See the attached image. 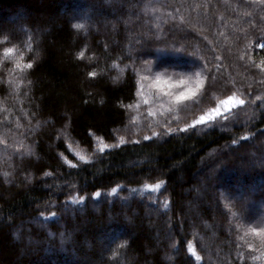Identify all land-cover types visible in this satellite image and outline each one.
<instances>
[{
    "label": "trees",
    "instance_id": "obj_1",
    "mask_svg": "<svg viewBox=\"0 0 264 264\" xmlns=\"http://www.w3.org/2000/svg\"><path fill=\"white\" fill-rule=\"evenodd\" d=\"M261 45L264 0H0V264H264Z\"/></svg>",
    "mask_w": 264,
    "mask_h": 264
},
{
    "label": "rangeland",
    "instance_id": "obj_2",
    "mask_svg": "<svg viewBox=\"0 0 264 264\" xmlns=\"http://www.w3.org/2000/svg\"><path fill=\"white\" fill-rule=\"evenodd\" d=\"M24 18V17H23ZM18 19H20V18H15L13 21L11 20V22H16V21H18ZM134 41V40H133ZM155 102H156V99H155ZM238 103V101L237 100H235V99H229V100H226V102L224 101L222 104H220L219 106H217V108L215 109V111H214V113H223L224 111H226V110H228L229 108L231 109L232 107H234L236 104ZM159 106H165L164 104H160ZM158 106V107H159ZM166 108V107H165ZM226 108V109H225ZM154 111H159V110H154ZM211 115L209 114L208 116H206V117H203V118H208V117H210ZM254 146H256V143H254L253 144ZM227 150V149H226ZM255 162V161H254ZM256 163H260V164H264V161H259V162H257L256 161ZM243 196V195H242ZM176 257V255L174 254V258ZM167 258V257H166ZM170 260H172V259H170Z\"/></svg>",
    "mask_w": 264,
    "mask_h": 264
},
{
    "label": "snow or ice",
    "instance_id": "obj_3",
    "mask_svg": "<svg viewBox=\"0 0 264 264\" xmlns=\"http://www.w3.org/2000/svg\"><path fill=\"white\" fill-rule=\"evenodd\" d=\"M261 47H264V45H261Z\"/></svg>",
    "mask_w": 264,
    "mask_h": 264
}]
</instances>
